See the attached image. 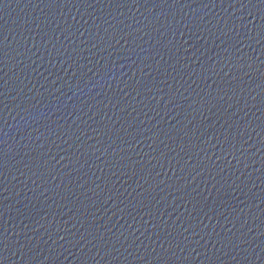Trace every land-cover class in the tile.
I'll return each mask as SVG.
<instances>
[{"label":"water","instance_id":"95a60500","mask_svg":"<svg viewBox=\"0 0 264 264\" xmlns=\"http://www.w3.org/2000/svg\"><path fill=\"white\" fill-rule=\"evenodd\" d=\"M241 23L237 0H0V264H264Z\"/></svg>","mask_w":264,"mask_h":264},{"label":"snow or ice","instance_id":"6c2138e0","mask_svg":"<svg viewBox=\"0 0 264 264\" xmlns=\"http://www.w3.org/2000/svg\"><path fill=\"white\" fill-rule=\"evenodd\" d=\"M63 2H65V0H63ZM237 2L240 3L241 9H248L249 15L253 16L254 19L256 18V12L257 11L259 12L260 19H261L262 23L260 25H255V24L253 25L254 28L259 29L256 36L250 35V30L248 29V24L252 23L251 21H249L248 24L241 23L240 27L243 29H247V32H245V34L248 35L249 39L256 40L258 43L260 41H264V0H257V3L260 5V7L258 9H256V11H253V9L256 7V5L253 4V0H247V4H245L243 2V0H237ZM41 3H44L48 7H51L52 5H56L58 7L59 4L61 3V0H41ZM241 19H243V17H241ZM235 27H236V25H235ZM229 30L231 31V29H229ZM236 34L239 36L241 33L239 31H237ZM257 37L259 39H257ZM121 38L126 39V36H122ZM113 39H115V37H113ZM237 43H239V41H237ZM5 47H8V45H4L3 42L0 41V53H3V55L7 56L8 53L4 52ZM0 62H2V61H0ZM73 75H75V73H73ZM2 94L3 93H0V95H2ZM169 102H171V101H169ZM77 139H79V137H77ZM225 139H227V138H225ZM235 147H236L235 144L228 145V148L231 149L232 151H233V149H235ZM222 151H223V149H222ZM2 164H3V157L0 156V166H2ZM181 171H183V169ZM193 190L195 191V189H193ZM6 232H7L6 229H4L3 231H0V251L7 249L9 246V243H10L8 241L7 237L5 236ZM229 243H231L230 240H229Z\"/></svg>","mask_w":264,"mask_h":264}]
</instances>
